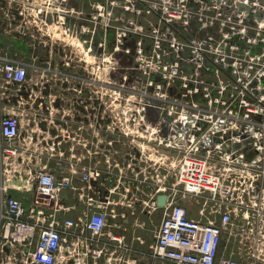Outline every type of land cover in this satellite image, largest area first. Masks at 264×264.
Segmentation results:
<instances>
[{
  "label": "built area",
  "instance_id": "1",
  "mask_svg": "<svg viewBox=\"0 0 264 264\" xmlns=\"http://www.w3.org/2000/svg\"><path fill=\"white\" fill-rule=\"evenodd\" d=\"M92 8L89 22L106 33L115 31L110 57L116 62L104 55L85 62L88 69L117 71L125 56L132 65L125 68L121 87L106 86L102 74V79L88 77L92 85L96 77L101 81L97 93L109 115L106 128L137 147L144 169L115 162L120 175L98 191L102 198L91 199L93 211L84 220L66 219L65 227L83 224L93 237L105 234L112 218L124 215L116 208L124 200L121 194H128L134 187L131 178L143 172L157 185H137L128 205L161 215L151 245L157 260L240 264L221 254V247L224 233L240 237L245 230L244 240L254 241L253 256L264 257V241L250 239L254 233L264 234V0H104ZM27 74L25 63L0 55V95L13 87L16 93ZM17 107L0 117V162L13 174L29 160L28 143L20 145ZM146 107H156L161 122L155 124ZM47 148L57 151L56 143ZM57 161L63 165L62 158ZM83 162L79 159L76 166ZM38 165L34 185L14 178L0 185V238L28 247L26 260L32 264H54L63 236L51 216L62 209L59 196L73 189L74 182L72 175L58 176L47 163ZM73 173L89 188L102 177V169L89 164ZM12 188L33 191L29 208L6 194ZM180 191L182 198L197 200L201 218L190 216L178 199ZM162 196L163 206L158 204ZM238 212L247 225L234 230ZM110 238L123 245L120 237ZM102 253L93 251L97 257Z\"/></svg>",
  "mask_w": 264,
  "mask_h": 264
},
{
  "label": "crops",
  "instance_id": "2",
  "mask_svg": "<svg viewBox=\"0 0 264 264\" xmlns=\"http://www.w3.org/2000/svg\"><path fill=\"white\" fill-rule=\"evenodd\" d=\"M103 1L0 0V55L28 66L27 79L18 86V91L15 93L13 87L9 93L0 95V117L10 107L18 105L21 121L20 145L23 146L24 141L28 143L25 153L29 159L21 165L20 173L17 171L15 174L0 162V185L8 182L9 178L21 179L23 185H34L32 175L38 169V164L45 163L58 176L72 175L73 189L61 192L58 202L62 209L51 216L56 220L63 236L54 264H169L154 257L152 243L146 237L145 227L153 216L142 211L139 213L128 205L137 185H157L146 178V173L141 172L136 179L131 178L130 185L134 187L130 188L128 194H121L120 198L124 200H120V206L116 207L124 215L112 218V224L107 226L105 234L93 237L84 229L83 224L71 228L64 225L66 219L84 220L93 211L91 199H100L102 195L98 191H105L103 185L108 187L110 178L120 175L115 162L120 161L124 165L132 163L137 171L144 169L137 147L128 138L118 137L106 128L109 115L104 112L101 93H97L101 87V81L97 77L101 78L102 70H89L90 65L85 63L97 61L108 53L105 50L109 46V35L102 31L100 25L89 22L93 5ZM48 10L50 11L45 13ZM55 44H63L64 48L61 50ZM65 46L71 49L69 55L65 53ZM67 57L72 60L70 65L64 62L68 60ZM122 71L125 74L126 70ZM92 74H96L97 80L94 85L90 84L91 91L88 94L82 89L88 85L87 77ZM107 74L104 72L102 78L106 79ZM151 109L158 112L156 107ZM67 115H71V118L68 119ZM158 120L159 116L153 119L155 124L161 122ZM162 122L160 124L165 126L166 123ZM77 126L81 128L79 134L75 132ZM83 141L89 144L85 145ZM54 143L57 151L52 153L47 146ZM129 145L136 148V154L133 150H128ZM61 158L62 166L57 161ZM79 159L84 162L76 166ZM87 164L102 169L101 179L91 188L81 180L80 174L73 173L75 167L80 170L81 166ZM122 171L129 173L125 167ZM6 194L20 200L27 208L32 204V190L12 188ZM185 205L189 208L191 217L201 218L200 206L197 209L186 203ZM233 225L231 229L234 230L247 225L241 212L234 214ZM226 234L228 243L224 244L223 240L221 254L238 259L240 264H264V257L253 256L254 241L244 240L246 230L240 237L232 236L230 232ZM115 235L123 240V245L110 238ZM250 239L264 241V234L254 233ZM99 249L103 253L97 257L93 251ZM27 254L28 247L11 245L0 238V258H4V263L32 264L30 260H26ZM3 262L0 261V264H4Z\"/></svg>",
  "mask_w": 264,
  "mask_h": 264
},
{
  "label": "rangeland",
  "instance_id": "3",
  "mask_svg": "<svg viewBox=\"0 0 264 264\" xmlns=\"http://www.w3.org/2000/svg\"><path fill=\"white\" fill-rule=\"evenodd\" d=\"M113 38V42H114V34H113V36L112 35H110V39H112ZM56 46H60V49L62 50L63 48H64V46H63V44L62 45H60V44H55ZM110 46V45H109ZM66 47V51H65V53H67L68 55L70 54L69 53V51L71 50V49H69V46H65ZM111 51L112 50H110V51H108V53H107V55H105L107 58H108V60L109 61H111V62H113V63H115L116 62V60H115V58H113V59H111ZM69 57V56H68ZM68 57L66 58V59H68ZM68 61V60H67ZM67 61H64L65 62V64H66V62ZM92 65L94 66V68L95 69H97V64H94V63H92ZM109 65V64H108ZM131 65H132V59L130 58V57H123V61L118 65V67H117V69H125V68H129V67H131ZM87 67V66H86ZM108 66H106L105 68H106V70H110L109 68H107ZM103 69H104V67H102ZM112 72H114V71H112ZM147 108V113L149 114V116H150V118H152V119H154V117H155V119L158 117V116H160L159 115V111L158 112H156L154 109H151L150 107H146ZM128 150L129 151H132L133 150V152L135 153L136 152V148H132L130 145L128 146ZM136 154V153H135ZM137 155H138V153H137ZM140 155V154H139ZM183 197V195H182V192L180 191L179 193H178V199L180 200V198H181V200H182V202H184V203H186V204H188L189 206H191V207H195V208H199V203H197L194 199H192V198H190V197H185V198H182ZM208 209H210V205L208 206ZM139 213H141L140 211H139ZM160 221H161V215L159 214V213H155L154 215H153V219L150 221V222H148L147 223V226L145 227V229H146V231H145V233H146V237H147V239L149 240V242L150 243H152L153 244V242H154V236H155V233H156V231H157V229H158V227H159V224H160ZM224 244H226L227 245V241H228V237H227V234L225 233V235H224ZM1 260V262H3L4 261V258H0ZM4 263V262H3Z\"/></svg>",
  "mask_w": 264,
  "mask_h": 264
},
{
  "label": "flooded vegetation",
  "instance_id": "4",
  "mask_svg": "<svg viewBox=\"0 0 264 264\" xmlns=\"http://www.w3.org/2000/svg\"><path fill=\"white\" fill-rule=\"evenodd\" d=\"M106 29H104L103 28V30L102 31H105ZM105 33H106V31H105ZM107 34L109 35V39H108V42H109V45L110 46H108V48L105 50L106 52H108V51H110V50H112L113 49V47H114V42H113V38L112 39H110V35H112L113 36V34H115V31L113 30V29H109L108 31H107ZM106 34V35H107ZM119 56H123V54H119ZM124 72L121 70V69H118L116 72H113V73H108L107 74V76H106V86H110V84L113 86V87H121V85H122V82H123V80H124V74H123ZM108 81V82H107ZM131 81H132V78H131ZM86 83H88V85H86V86H84V89H82V91H85V92H87L88 94L90 93V89H91V85L90 84H92L91 82H90V79H89V77H87V81H86ZM76 91H78V89L76 90ZM67 118L69 119V118H71V115H67ZM75 132H77L78 134H79V132H81V128L80 127H78L77 126V128L75 129Z\"/></svg>",
  "mask_w": 264,
  "mask_h": 264
},
{
  "label": "water",
  "instance_id": "5",
  "mask_svg": "<svg viewBox=\"0 0 264 264\" xmlns=\"http://www.w3.org/2000/svg\"><path fill=\"white\" fill-rule=\"evenodd\" d=\"M164 203H165V197L162 196V197H160V198L158 199V204L161 205V206H163ZM111 222H112V220H111ZM126 222H127V221H126Z\"/></svg>",
  "mask_w": 264,
  "mask_h": 264
},
{
  "label": "bare ground",
  "instance_id": "6",
  "mask_svg": "<svg viewBox=\"0 0 264 264\" xmlns=\"http://www.w3.org/2000/svg\"><path fill=\"white\" fill-rule=\"evenodd\" d=\"M80 42V41H79Z\"/></svg>",
  "mask_w": 264,
  "mask_h": 264
}]
</instances>
